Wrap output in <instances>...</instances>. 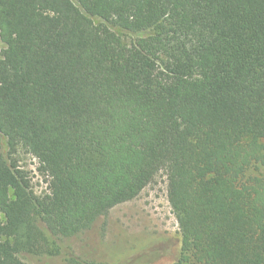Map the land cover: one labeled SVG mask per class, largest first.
I'll list each match as a JSON object with an SVG mask.
<instances>
[{
	"label": "trees",
	"instance_id": "1",
	"mask_svg": "<svg viewBox=\"0 0 264 264\" xmlns=\"http://www.w3.org/2000/svg\"><path fill=\"white\" fill-rule=\"evenodd\" d=\"M0 41V264L162 171L184 261L264 264V0H0Z\"/></svg>",
	"mask_w": 264,
	"mask_h": 264
},
{
	"label": "rangeland",
	"instance_id": "2",
	"mask_svg": "<svg viewBox=\"0 0 264 264\" xmlns=\"http://www.w3.org/2000/svg\"><path fill=\"white\" fill-rule=\"evenodd\" d=\"M116 32L126 43L132 41L129 33L120 29ZM3 143V152L7 153V140ZM14 156L20 167L28 171L35 193H48L49 178L39 170L38 159L23 148ZM261 172L264 167L252 166L247 177ZM39 224L53 252L20 253L30 264H191L183 260L181 229L169 202L164 171L137 197L113 207L90 229L75 236L56 240Z\"/></svg>",
	"mask_w": 264,
	"mask_h": 264
}]
</instances>
